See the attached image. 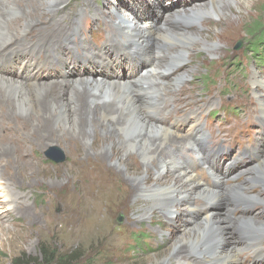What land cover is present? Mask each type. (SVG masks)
<instances>
[{
    "label": "rangeland",
    "instance_id": "obj_1",
    "mask_svg": "<svg viewBox=\"0 0 264 264\" xmlns=\"http://www.w3.org/2000/svg\"><path fill=\"white\" fill-rule=\"evenodd\" d=\"M196 1L198 0H65L66 8L57 12V16L62 18L59 20L56 17V20L60 21L63 27L70 26V23L73 24H71L72 31L66 36V40L73 38L75 33L84 34L81 28L85 25L87 28L84 30L85 35L82 42L86 45L80 48L93 47L92 44L97 45L98 48L102 46L109 58L114 61L117 48L119 47L121 52V45H128L129 41L116 33L114 34L115 42L105 39L106 27L111 22L109 17L111 11L130 12L140 16L139 22L146 19L158 25L160 19L165 18L171 12L174 3H180V5L176 4V7L194 5L196 7L198 5ZM199 1H202L203 5L211 0ZM263 11L264 0H246V3L242 0H223L215 15L203 18L204 22L200 23L202 26L191 17H174L173 23L168 24L169 30L174 33L186 31L188 34L198 35L202 43L197 46L206 45L209 48L194 49L188 54V62L186 61V64L182 66L174 65V68L170 70L164 68V73L161 71L159 73L164 74L165 78L155 76L158 72L152 73L153 68L150 70L149 75L155 78L156 83L163 84L175 77L188 75V79L183 83L177 82L171 85L175 88L172 94L175 95L174 104L171 99L172 95L167 96L166 109L162 113L158 111L155 115L157 118L161 117L163 120L161 125L168 132H174L198 145V157L190 158L189 148L186 146L181 147L185 152H180L178 148L174 149L177 153L176 157L191 176L202 182H205L207 178L199 165H207L208 175L211 174L210 180L218 179V188L213 189L216 192L231 185L230 181L223 180L221 176L226 171L227 164L230 165L232 173L241 169L243 159H245V157L242 159L241 152L244 149L251 150L252 156L256 155V163L264 159V130L256 129L259 127L264 129V93L258 84L260 80H264V63L261 62L259 55L254 56L253 60L250 58L252 53L246 56V50H251L255 44L248 40L246 33L250 31V27L253 28L263 20ZM31 12L32 10L29 11L30 14ZM7 13L8 15L17 14L14 10H9ZM64 15L66 17H63ZM74 18H77L79 23L71 21ZM21 21L22 19L18 20L16 17L12 20L15 24ZM48 21L52 19H46V16L41 18L44 26L49 24ZM182 23L187 24L188 28ZM112 31L115 32L113 29ZM30 34L27 32L25 37L28 38ZM97 39L99 42L94 43L93 40ZM61 42L62 39H59V43ZM59 43L57 42L58 46L54 47V43L51 42L50 46V49H54L57 54ZM156 45L157 42L153 44V50H156ZM159 46L161 44H158L157 48H160ZM65 47V44L61 45L63 51H66ZM76 50L80 55L82 54L80 49L76 48ZM132 50L136 53L133 47ZM173 51L174 48H168L166 52L165 49L156 52L159 58L155 63L162 64V61L165 63V57ZM38 52L43 54L45 46L35 55ZM51 55L50 52L46 53L48 57ZM63 59L67 61V67L72 70V75H69L74 79L97 77L98 75L104 80L122 77L131 79L133 76L145 74L143 67L138 71L128 67L131 64H128L126 56L121 63L116 65L117 72L111 70L110 74L91 70L96 73L93 74L88 67L82 68L76 64L74 58L68 53L63 55ZM43 61L42 56L37 81L46 83L63 79L57 71L46 72L43 69ZM237 64H239L238 67H236ZM148 68L149 66H146L147 70ZM165 70L169 72L165 74ZM0 74L10 77L17 76L12 68L1 69ZM69 75L65 78L68 79ZM161 94L151 96L152 114L156 111L160 101L165 99ZM250 99L252 102L248 116L243 114L241 108L244 102ZM222 106L230 107L225 108L224 113H236L237 115L223 117L218 113ZM256 106L261 115L257 124ZM235 109L239 111L236 112ZM207 113H210L211 118L205 126ZM0 128V138L4 141L2 144H7L8 141L14 143L18 141L17 129L19 128L17 126L1 120ZM196 130L206 135L197 134ZM215 142L218 145L209 150L211 143ZM15 144L21 148L24 142ZM35 146L29 151L28 156L32 157L33 164L38 169L36 174L29 176L24 169H17L19 162L16 158H11L15 165L9 169L0 165L2 184L4 180V182L14 184L10 189L11 192L22 197L16 205L9 203L11 210L8 211L3 205L7 200L2 192L4 187L0 185V264H12L14 259L23 255L40 257L42 245L55 250L59 255L76 251L77 261L71 264H160L163 259L168 258L173 245L172 238L181 236L183 230L189 227L192 229L200 222L197 218L193 220V217L188 218L180 212L175 213L169 222L164 221L156 211L151 212L152 215L148 213L145 217L136 219L134 216L137 209L131 207V203L127 206L124 204L126 186L121 180L111 185L105 183L101 187L87 186V181L83 179L87 169L94 170L93 177L97 176L100 183L99 176L102 173L101 168L95 163L79 164V160L83 157L80 150L74 153H69L68 150L62 152L59 147L54 146L42 151ZM51 149H56V152L52 153ZM48 155H54L58 162L50 160ZM217 156L223 159L221 163ZM19 160L24 161V158H19ZM251 162L252 160H248V163ZM133 164L136 165L134 162ZM213 168L221 175L220 177L215 178ZM248 174L244 173L236 183L243 182L244 176ZM163 180L167 182L166 178ZM148 181L153 182L151 179ZM64 184L67 185L64 186ZM250 189L251 191L258 190L254 197L256 201L249 203L257 207L255 214L244 216L241 215L242 212L236 214L233 211L238 196L234 189V196L227 201L224 198L223 204L217 206L216 211L224 210L228 220L243 218L253 224L258 223V226H264V188L251 186L245 190V193L250 194ZM199 202L203 203V201ZM202 205L205 206L206 203ZM150 206L151 203L146 200H141L139 203V207L142 208ZM182 206L186 209L189 207L188 205L187 207ZM235 235L240 248V251L236 252V259L240 264H264V232L257 242L243 238L246 235H241L239 229L235 231ZM134 238L138 239V244H134ZM253 246H255L254 249H252Z\"/></svg>",
    "mask_w": 264,
    "mask_h": 264
},
{
    "label": "bare ground",
    "instance_id": "obj_2",
    "mask_svg": "<svg viewBox=\"0 0 264 264\" xmlns=\"http://www.w3.org/2000/svg\"><path fill=\"white\" fill-rule=\"evenodd\" d=\"M242 1L246 3V0ZM222 2L223 0H211L202 5V1L198 0L195 2L198 4L196 7H176V4L180 5L176 2L171 12L166 11L168 16L161 18L158 25L146 19L139 22L140 16L130 12L111 11L109 17L113 22H109L106 27L105 39L115 42L116 33L130 42L126 47L121 45L126 52L123 49L120 52L119 47L117 48L116 59L112 61L103 47L80 48L86 45L82 42L87 28L85 25L81 28L84 34L75 33L73 38L66 40L73 24L63 27L56 20V17L59 20L62 18L57 16V12L66 8L65 0H0V70L12 68L17 74L16 77L0 74V121L5 120L6 123L17 126V142H24L23 147L18 148L15 144L17 142L2 144L4 141L0 138L1 167H13L15 164L11 158H16L19 162L17 169H24L28 172L27 175L32 176L38 169L28 154L35 145L42 151L54 146L59 147L62 152L68 150L69 153H74L80 150L83 157L79 164L95 163L102 173L99 176L100 183L97 176L93 177L94 170L87 169L84 178L82 177L87 181V186L101 187L105 183L111 185L121 180L126 186L124 204L127 206L131 203V207L137 209L134 218L145 217L148 213L152 215L156 211L164 221L169 222L175 213L180 212L200 221L192 229L189 227L183 230L181 236L172 238L173 245L168 258L163 259L160 264H240L236 259V252L240 248L235 231L239 229L240 233L244 232L243 235H246L243 238L252 241L262 234V230H253H259L263 226L251 224L243 218L228 220L224 210L216 211V207L223 204L224 198L227 201L234 196V188L212 191L191 176L178 161L174 149L185 152L181 147L186 146L189 148L190 158H196L198 145L174 132H168L161 125V117L157 118L155 115L166 109L167 96L174 94L175 88L171 85L183 83L188 75L175 77L166 84L156 83L155 78L149 75L151 72H158L155 76L165 78L164 74L159 73H164V68L170 70L174 65L182 66L194 49L209 48L206 45L197 46L202 43L200 36L186 31L174 33L169 30L168 24L174 21V17L184 16L191 17L201 25L203 18L216 14ZM9 10H14L17 14L8 15ZM30 10L32 14L29 13ZM45 16L46 19H52L46 26L41 22V18ZM15 17L22 21L15 24L12 22ZM80 17L84 18L85 15ZM71 21L79 23L77 18ZM27 32L31 33L28 38L25 37ZM59 39H62L61 43ZM51 42L54 47L57 42L60 44L58 54L50 49ZM155 42L157 45L161 44V49H166V46L174 48L165 57V63H155L159 58L156 53L159 50L157 45L156 50H153ZM62 44L66 45V51L61 49ZM44 46L45 52L35 55ZM134 46L139 48L141 54L133 52ZM76 48L82 51L81 55ZM48 52L52 54L49 57L46 56ZM67 53L82 68L88 67L90 71H103L106 74H110L112 69L117 72L116 65L126 56L128 64H131L128 67L137 71L143 67L145 74L131 79L122 77L104 80L100 75L74 79L71 77L72 70L63 59V55ZM42 56L43 69L46 72L57 71L63 77L62 80L46 83L37 81ZM146 66H149V71ZM93 71L91 73L96 74ZM68 75L69 78L66 79ZM115 75L117 77V73ZM258 84L264 93V80H260ZM161 93L165 99L162 98L152 114L151 96ZM174 96H171L173 104ZM19 158H24V161L20 162ZM259 166L262 172L256 168V179L264 185V159ZM242 172L240 170L237 174ZM214 176L218 178L221 175L214 169ZM254 176L255 169H252V177ZM226 177L232 179L233 175L228 174ZM4 181L2 184L0 180V185L4 187L2 192L7 199L3 205L10 211L9 203L16 205L22 197L11 192L14 184ZM141 200L149 201L151 206L139 207ZM182 205L189 207L186 209Z\"/></svg>",
    "mask_w": 264,
    "mask_h": 264
},
{
    "label": "trees",
    "instance_id": "obj_3",
    "mask_svg": "<svg viewBox=\"0 0 264 264\" xmlns=\"http://www.w3.org/2000/svg\"><path fill=\"white\" fill-rule=\"evenodd\" d=\"M246 36L248 37V40L250 42L255 43L251 47V50H246V56L249 53H252V55H250V58L253 60L254 56H261L264 53V50H261L264 48V11L263 20L253 28L250 27V31L246 33ZM254 52H256V54ZM238 66L239 64H237L236 67ZM138 243V239L134 238V244ZM77 258L78 256L76 255V251L73 253L59 255L55 250L42 245L40 247V257H29L23 255L19 258L14 259L12 264H71L76 262Z\"/></svg>",
    "mask_w": 264,
    "mask_h": 264
},
{
    "label": "water",
    "instance_id": "obj_4",
    "mask_svg": "<svg viewBox=\"0 0 264 264\" xmlns=\"http://www.w3.org/2000/svg\"><path fill=\"white\" fill-rule=\"evenodd\" d=\"M51 150H52V151H51L52 153H53V152H56V149H51ZM48 158H49L50 160H53V161L58 162V160L55 159L54 155H48ZM120 221H121V220H120ZM120 221H119V222H120Z\"/></svg>",
    "mask_w": 264,
    "mask_h": 264
}]
</instances>
